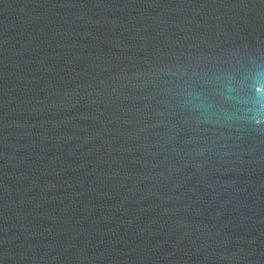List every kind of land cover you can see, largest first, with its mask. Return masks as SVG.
Listing matches in <instances>:
<instances>
[{
    "label": "water",
    "instance_id": "1",
    "mask_svg": "<svg viewBox=\"0 0 264 264\" xmlns=\"http://www.w3.org/2000/svg\"><path fill=\"white\" fill-rule=\"evenodd\" d=\"M0 264H264V0H0Z\"/></svg>",
    "mask_w": 264,
    "mask_h": 264
}]
</instances>
